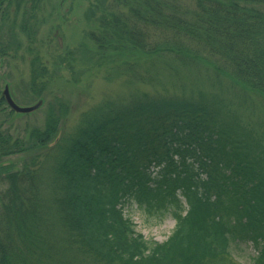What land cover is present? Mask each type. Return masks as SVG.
I'll return each instance as SVG.
<instances>
[{
  "label": "trees",
  "instance_id": "16d2710c",
  "mask_svg": "<svg viewBox=\"0 0 264 264\" xmlns=\"http://www.w3.org/2000/svg\"><path fill=\"white\" fill-rule=\"evenodd\" d=\"M45 1L0 0V56L20 49L17 32L36 34ZM193 1L180 19L167 0H135L130 15L119 7L101 14L88 38L95 51L114 53L112 67L128 71L185 57L200 62L197 47L150 45L155 32L173 33L178 43L217 40L227 80L235 83L229 85L249 86L264 110V0ZM29 66V89L43 102L48 67L38 55ZM57 100L43 128L25 139L0 132V158L37 152L16 170L0 162V264H50L60 252L89 264H225L232 241H250L254 264H264V136L241 122L236 110L245 102L231 110L216 95L140 91L83 112L60 136L68 106ZM3 104L0 96V112ZM126 204L170 215L172 233L162 243L146 242L125 217Z\"/></svg>",
  "mask_w": 264,
  "mask_h": 264
},
{
  "label": "rangeland",
  "instance_id": "374dc122",
  "mask_svg": "<svg viewBox=\"0 0 264 264\" xmlns=\"http://www.w3.org/2000/svg\"><path fill=\"white\" fill-rule=\"evenodd\" d=\"M159 1L164 3L166 0ZM167 1L180 15V19H185L194 9L193 0ZM44 4L45 6L37 13L36 34L28 38L27 35L17 32L18 41L21 43L20 49L8 57L0 56V92L7 85L12 98L19 106H31L38 102V98L29 89V63L36 55L43 60L48 67L49 80L47 89L41 94L43 104L32 113L13 117L9 115L8 107L5 104L1 105L0 132H4L3 135L9 134L12 140L25 139L32 128L42 129L50 103L55 102L54 98H58L56 102L63 101L68 106L64 119L58 125V131L62 136L75 129L83 112L106 101L121 104L130 94L143 91L162 95H193L195 98L199 92L206 96L216 95L224 104H228L231 110L234 107L232 105L245 102L244 107L236 110L241 122L251 126L256 134L264 136L263 100L259 95L255 96L249 86L246 87L248 90L243 91L237 84L235 85L237 88L229 85L228 80L234 82L229 78L227 80V74L231 71L226 69L227 65L222 62V51L217 40L209 42L205 40V43L197 44L184 39L178 40L180 41L178 43L173 33L155 32L146 40L150 45L167 44L175 47L181 43L188 48L189 45L195 49L197 47L200 62L191 64L185 57L177 62L171 60L169 66L161 65L159 69L157 67L150 69L147 64L128 71L121 65L112 67L114 61L110 58L114 55L112 51L108 52L102 48L95 51L94 40L88 38V33L95 28L97 30V21L101 14L105 16L113 14L119 7L125 14L130 15L129 9H134L137 5L135 0H126V7L121 6L117 0H104V8L100 7V10L96 7L97 0H47ZM31 13L30 11L27 14ZM16 23L20 25L22 22ZM69 51H72V57ZM101 51L105 54L101 55ZM119 58H124V54ZM70 65L72 70L69 69ZM135 74L139 76L136 77ZM35 153L37 154L25 152L2 157L0 162L10 163V169L16 170ZM123 212L125 217L133 222L135 233L142 235L144 240L151 244L164 242L175 227V220L170 215H147L135 204L124 205ZM256 256L257 249L250 241H232L229 246L228 262L225 264H254ZM67 262L89 264L81 257L76 259L72 256L71 261L68 255L61 252L55 255L54 261L50 264H68Z\"/></svg>",
  "mask_w": 264,
  "mask_h": 264
},
{
  "label": "water",
  "instance_id": "95a60500",
  "mask_svg": "<svg viewBox=\"0 0 264 264\" xmlns=\"http://www.w3.org/2000/svg\"><path fill=\"white\" fill-rule=\"evenodd\" d=\"M2 97L4 98L6 104L8 105V107L15 113V114H27V113H31L35 110H37L41 105V101L37 102L36 104L32 105V106H18L12 99L10 92H9V88L7 85H5L3 87L2 90ZM57 141V139H56ZM55 141V142H56ZM54 142V143H55ZM54 143H52L50 146H52Z\"/></svg>",
  "mask_w": 264,
  "mask_h": 264
}]
</instances>
